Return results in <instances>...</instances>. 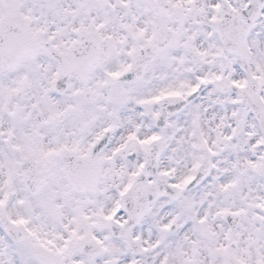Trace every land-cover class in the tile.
Returning a JSON list of instances; mask_svg holds the SVG:
<instances>
[{"label":"snow or ice","instance_id":"1","mask_svg":"<svg viewBox=\"0 0 264 264\" xmlns=\"http://www.w3.org/2000/svg\"><path fill=\"white\" fill-rule=\"evenodd\" d=\"M0 264H264V0H0Z\"/></svg>","mask_w":264,"mask_h":264}]
</instances>
